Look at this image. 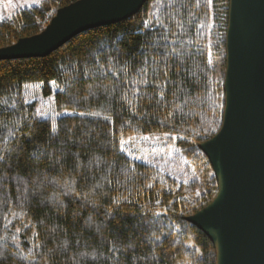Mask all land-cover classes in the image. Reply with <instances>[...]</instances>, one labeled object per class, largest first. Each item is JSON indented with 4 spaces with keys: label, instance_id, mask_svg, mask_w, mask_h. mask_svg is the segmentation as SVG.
<instances>
[{
    "label": "trees",
    "instance_id": "16d2710c",
    "mask_svg": "<svg viewBox=\"0 0 264 264\" xmlns=\"http://www.w3.org/2000/svg\"><path fill=\"white\" fill-rule=\"evenodd\" d=\"M78 1L1 20L0 49ZM228 8L147 0L45 57L0 61V264H215L187 219L217 193L199 148L222 124ZM35 95L53 117H38ZM144 136L175 137L187 177L128 150Z\"/></svg>",
    "mask_w": 264,
    "mask_h": 264
},
{
    "label": "water",
    "instance_id": "95a60500",
    "mask_svg": "<svg viewBox=\"0 0 264 264\" xmlns=\"http://www.w3.org/2000/svg\"><path fill=\"white\" fill-rule=\"evenodd\" d=\"M147 0H80L39 34L0 49L1 60L45 57L76 35L130 19ZM224 111L200 145L217 184L212 202L187 221L215 249V264H264V0H229Z\"/></svg>",
    "mask_w": 264,
    "mask_h": 264
},
{
    "label": "rangeland",
    "instance_id": "374dc122",
    "mask_svg": "<svg viewBox=\"0 0 264 264\" xmlns=\"http://www.w3.org/2000/svg\"><path fill=\"white\" fill-rule=\"evenodd\" d=\"M41 1L42 0H0V21L12 18L20 11L36 7ZM25 100L27 103H35L37 115L41 119H47L55 115L53 100L51 98L43 99L39 95H35L32 99ZM65 114L70 115L71 112L65 111ZM144 137H149V139L145 141L141 137L136 139L135 143L132 142L134 139L126 138L125 144L128 150L135 151L137 156L143 157V159L149 163L156 164L157 167L165 172H168L177 180L183 179L186 174H189V172L185 173L184 168L186 166V160L182 159L175 146L176 139H170L167 136L158 137L159 139H155L157 137L150 136ZM192 169L193 167L191 166L190 170ZM197 174L198 173L194 172L191 177H195Z\"/></svg>",
    "mask_w": 264,
    "mask_h": 264
},
{
    "label": "snow or ice",
    "instance_id": "6c2138e0",
    "mask_svg": "<svg viewBox=\"0 0 264 264\" xmlns=\"http://www.w3.org/2000/svg\"><path fill=\"white\" fill-rule=\"evenodd\" d=\"M143 140L147 141L149 139V137H142ZM155 139H159L158 137ZM173 139H175V137H173ZM149 187H151V185H149Z\"/></svg>",
    "mask_w": 264,
    "mask_h": 264
}]
</instances>
